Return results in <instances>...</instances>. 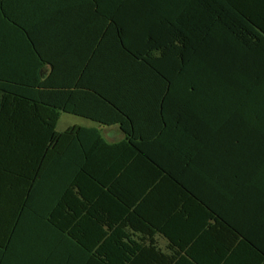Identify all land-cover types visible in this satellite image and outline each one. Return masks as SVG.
<instances>
[{
	"label": "trees",
	"instance_id": "obj_1",
	"mask_svg": "<svg viewBox=\"0 0 264 264\" xmlns=\"http://www.w3.org/2000/svg\"><path fill=\"white\" fill-rule=\"evenodd\" d=\"M259 225L264 0H0V264H212Z\"/></svg>",
	"mask_w": 264,
	"mask_h": 264
},
{
	"label": "crops",
	"instance_id": "obj_2",
	"mask_svg": "<svg viewBox=\"0 0 264 264\" xmlns=\"http://www.w3.org/2000/svg\"><path fill=\"white\" fill-rule=\"evenodd\" d=\"M75 57L70 53H65L62 58V75L65 80L69 82L68 91L72 93H76L75 99L76 101L72 102H81V100L77 97L78 95L84 96V93L91 92L86 88L85 83L96 85L97 80L99 78H95V73L90 71L88 74L86 72V65L80 64V61L76 63ZM77 64V65H76ZM52 68L50 65H47L45 69L42 71V76L47 77L50 75ZM81 85V86H80ZM71 86V88H70ZM68 87V86H67ZM64 90H66L64 88ZM81 93V94H79ZM73 96V94H72ZM67 115H72L69 113H62ZM61 114V115H62ZM76 116V115H73ZM79 117V116H76ZM85 119L83 117H79ZM61 119V117H60ZM91 123H94L93 126H81L85 128H98L101 130L103 137L109 143H117L124 139L125 135L120 130L118 126H102L93 121L85 119ZM60 121V120H59ZM78 126V125H76ZM74 127V126H72ZM69 127L68 129H70ZM67 129V130H68ZM65 132V131H64ZM211 258L212 264H264V226H255L252 229V245L249 244L246 240V236H238L235 242L232 241V236L222 235V248L221 253L218 251V245L215 241L214 237H211ZM160 244L163 248L166 247L167 242L160 238ZM220 253V256H218ZM32 261L36 260H1V264H32ZM45 261V260H44Z\"/></svg>",
	"mask_w": 264,
	"mask_h": 264
},
{
	"label": "rangeland",
	"instance_id": "obj_3",
	"mask_svg": "<svg viewBox=\"0 0 264 264\" xmlns=\"http://www.w3.org/2000/svg\"><path fill=\"white\" fill-rule=\"evenodd\" d=\"M76 125L88 127V126H93L95 124L73 115L62 114L61 119L57 126V131L59 133H62L66 131L69 127Z\"/></svg>",
	"mask_w": 264,
	"mask_h": 264
}]
</instances>
